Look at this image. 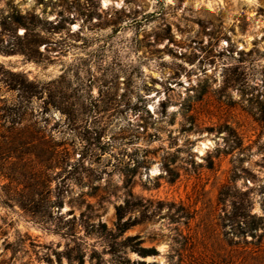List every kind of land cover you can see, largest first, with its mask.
<instances>
[{
    "label": "rangeland",
    "instance_id": "1",
    "mask_svg": "<svg viewBox=\"0 0 264 264\" xmlns=\"http://www.w3.org/2000/svg\"><path fill=\"white\" fill-rule=\"evenodd\" d=\"M16 9L43 55L0 53V106L58 154L0 174V264H264V0H0L2 49Z\"/></svg>",
    "mask_w": 264,
    "mask_h": 264
},
{
    "label": "trees",
    "instance_id": "2",
    "mask_svg": "<svg viewBox=\"0 0 264 264\" xmlns=\"http://www.w3.org/2000/svg\"><path fill=\"white\" fill-rule=\"evenodd\" d=\"M39 18L34 12L22 13L20 10H14L4 19V29L8 31L12 36L21 40L19 44L9 46L7 48H0V53L5 55L22 54L27 60L40 61L43 52L39 49L41 40L38 37V30L35 24V19ZM67 21V18H63ZM23 27L24 31L19 33V28ZM29 36H33V39H27L28 45L24 44L22 40H25ZM7 73L14 76H22V80H18L17 84L12 85L11 82H7L9 89L17 91H28L32 86L39 88V82L29 80L22 72H15L9 69L5 70ZM24 75V80H23ZM53 84V81L49 82ZM45 89L43 88L42 92ZM51 105H54L51 102ZM25 105L21 102L11 103L0 106V174L8 178L10 181H15L18 184L32 179L34 181H40L41 175L37 165L41 159H50L58 154L55 146H50L47 150H41L42 142L47 138L43 134L40 128L36 130L29 129L25 121ZM11 110V111H10ZM44 151V152H43ZM47 152V153H46ZM16 163H22L23 168L17 170L14 168ZM27 163L28 169L24 167ZM41 183V182H40ZM43 186V183L42 185ZM18 201V200H15ZM264 210V202H263ZM118 215V227L121 231H125L131 225L129 220L122 222L123 207L119 206L117 209ZM244 223H248L246 220ZM133 236H128L127 239H133ZM133 251H136L142 257H147L156 253V249L153 247L133 246L132 244H126ZM121 264H157L156 262H147L146 260H132L126 256Z\"/></svg>",
    "mask_w": 264,
    "mask_h": 264
},
{
    "label": "clouds",
    "instance_id": "3",
    "mask_svg": "<svg viewBox=\"0 0 264 264\" xmlns=\"http://www.w3.org/2000/svg\"><path fill=\"white\" fill-rule=\"evenodd\" d=\"M205 147H211V145H210V144H208V145H205Z\"/></svg>",
    "mask_w": 264,
    "mask_h": 264
}]
</instances>
